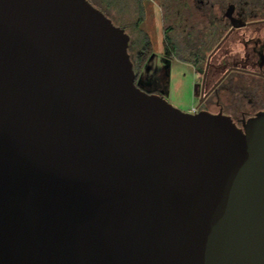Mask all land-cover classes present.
<instances>
[{
  "label": "water",
  "instance_id": "obj_1",
  "mask_svg": "<svg viewBox=\"0 0 264 264\" xmlns=\"http://www.w3.org/2000/svg\"><path fill=\"white\" fill-rule=\"evenodd\" d=\"M87 0H0V264H264V114L135 84Z\"/></svg>",
  "mask_w": 264,
  "mask_h": 264
},
{
  "label": "flooded vegetation",
  "instance_id": "obj_2",
  "mask_svg": "<svg viewBox=\"0 0 264 264\" xmlns=\"http://www.w3.org/2000/svg\"><path fill=\"white\" fill-rule=\"evenodd\" d=\"M165 1L163 55L194 76L195 105L184 112L222 115L238 128L264 114V0ZM148 86L162 95L155 81Z\"/></svg>",
  "mask_w": 264,
  "mask_h": 264
},
{
  "label": "rangeland",
  "instance_id": "obj_3",
  "mask_svg": "<svg viewBox=\"0 0 264 264\" xmlns=\"http://www.w3.org/2000/svg\"><path fill=\"white\" fill-rule=\"evenodd\" d=\"M94 7L107 16L115 26L122 27L129 36V55H134L141 49L143 34L148 36L151 42L152 55L140 72L139 87L146 93L152 92L151 87H142L144 84L157 83V89L173 107L188 111L195 105L192 95L194 76L189 67L179 63H169L163 55V28L167 23L164 4H171L165 0H142L144 18L139 28L134 24L139 17L137 5L133 0H87ZM168 19L173 13L169 10Z\"/></svg>",
  "mask_w": 264,
  "mask_h": 264
},
{
  "label": "trees",
  "instance_id": "obj_4",
  "mask_svg": "<svg viewBox=\"0 0 264 264\" xmlns=\"http://www.w3.org/2000/svg\"><path fill=\"white\" fill-rule=\"evenodd\" d=\"M133 1L137 5V13L139 14V17L137 18V20L134 24L135 28L138 29L139 25L142 23L143 18H144V10H143V5H142V0H133ZM120 28H122V27H120ZM122 29H124V28H122ZM168 41H169V39L166 38L164 40V45ZM140 42H141V49L138 52H136V54L134 55V59H131V57H130V60H131L132 65H133L134 73H136V74H139L141 72L142 68L146 65L147 61L149 60L150 56L152 55L151 42H150L148 36L143 34V40L141 39ZM128 47H129V45H128Z\"/></svg>",
  "mask_w": 264,
  "mask_h": 264
}]
</instances>
